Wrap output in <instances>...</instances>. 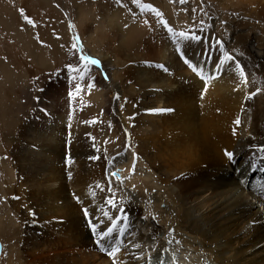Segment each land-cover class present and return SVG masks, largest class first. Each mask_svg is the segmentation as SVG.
Returning a JSON list of instances; mask_svg holds the SVG:
<instances>
[{
	"label": "bare ground",
	"instance_id": "obj_1",
	"mask_svg": "<svg viewBox=\"0 0 264 264\" xmlns=\"http://www.w3.org/2000/svg\"><path fill=\"white\" fill-rule=\"evenodd\" d=\"M155 1L161 2L158 7H169L171 15L176 10L184 13L186 17L181 15V19L198 17L197 4L191 0ZM213 1L223 14L210 17L211 26L203 33L201 28L184 32L191 37L196 31L194 36L199 39H184L178 35L181 30L164 22L159 25L161 44L148 40V49L156 52L154 57L139 50L124 56L122 51L131 48L138 28L146 24L130 22L127 13L120 22L122 2L110 3L108 50L115 57H126L125 62L158 60L168 66L165 70L151 62L148 67L130 66L138 75V90L125 87L111 66L110 76L100 79V105L107 107L115 125H119L113 106V97L119 92L116 82L130 95L125 112L134 113V125L125 126L130 132L123 144L134 152L121 148L106 161L89 144L91 137L75 134L78 127L67 126L68 134L59 127L60 133L55 135L61 121L45 137L38 135L37 124L26 129L32 141L50 145V157L45 156L50 164L43 175L46 189L33 186L42 190L37 199L34 196L37 209L47 219L60 207L71 217L68 227L47 233V258L41 264H264V199L260 197L264 196V183L255 186L247 174L255 163H264L260 151L264 147V0ZM192 13H196L194 17ZM229 13L237 17L236 22L228 18ZM102 42L99 37L98 43ZM2 72L9 73V68L2 65ZM202 94L204 100L199 99ZM55 100L52 108L57 111L63 101ZM209 104H220L221 110L216 108L219 114L213 112L214 106L208 109ZM67 149L73 160L70 181L63 161ZM226 153H232V159ZM97 155L99 161L93 160ZM104 169L112 177V195L99 185ZM56 186L60 197L53 198L56 190L41 196ZM113 197L117 207L108 203ZM84 209L93 216V225H99L93 243L88 229L81 228L89 215ZM65 211L60 213L63 217H67ZM105 212L114 219L127 216L126 231L122 235L113 232L102 241L106 249L119 247L114 257L96 243L98 233L112 223ZM30 238L32 245L44 244V240ZM37 262L26 259L27 264Z\"/></svg>",
	"mask_w": 264,
	"mask_h": 264
},
{
	"label": "rangeland",
	"instance_id": "obj_2",
	"mask_svg": "<svg viewBox=\"0 0 264 264\" xmlns=\"http://www.w3.org/2000/svg\"><path fill=\"white\" fill-rule=\"evenodd\" d=\"M120 1V22L124 19V13H127L131 14V19H127L130 22L139 26L146 24L138 28L131 48L122 51L124 56L127 53L136 54L139 50L140 54L154 57L156 52L154 48L148 49V40L161 44L159 25L167 24L182 32L201 28L203 33L205 28L211 26L210 17L223 14L222 8L213 0H191L197 4L195 10L198 17L193 20L184 17L181 19L180 16L185 15L179 10L171 15L167 11L169 7H158L157 4L161 2L155 0ZM111 2L114 0H0V224L3 225V231L0 230L3 244L1 264H27L26 259L37 260L40 264L45 262L47 233L56 234L61 228L68 227L69 223L70 213L65 209L57 208L54 217L47 219L35 205L34 196L37 199L42 190L33 186H41L45 190L48 183L43 175L44 167L47 168L50 164L45 158L50 157L47 150L50 145L42 140L32 141L28 136L31 135L30 132H26L27 128L31 129V126L37 124L38 135L45 137L48 132H53L51 130L60 121L61 125L54 129L55 135L60 133L59 127L63 134H68L66 128L76 126L78 128L75 134L84 133L91 137L93 142L89 141L92 142L89 144L98 154L101 152L106 161L117 156L121 148L122 151H135L123 144L125 135L130 132L125 126L134 125V113L129 115L125 112L126 106L131 104L128 103L130 95L124 94L121 85L116 82L120 93L113 97V106L119 117V125H115L107 107L100 105V79L110 76L111 66L113 72L116 71V76H121L125 87L138 90L139 85L135 86L138 75L132 73L130 66L148 67L147 62L163 70L168 66L158 60L125 62L126 57H115L108 50L110 38L107 27ZM143 5H151L152 8ZM156 10L162 15H157ZM195 14L192 13V16ZM230 17L237 21L233 13H229L228 18ZM239 29L244 28L240 26ZM167 32L165 28V34H171ZM195 33L196 31L192 34ZM99 37L103 40L101 44L98 43ZM74 44L76 47H73ZM226 54L229 55V52ZM81 56L92 57L99 63L92 64L82 60ZM2 65L9 68V73L2 72ZM100 66L102 68H96ZM203 96L200 95L199 99L204 100ZM57 97L63 102L56 111L52 107H55ZM250 97L251 95L249 100L253 101ZM213 106L209 104L208 109L213 107V112L219 114L216 108L219 106L217 109H220V104ZM51 124L53 126H49ZM69 151L67 149L63 157L68 181L71 180L69 175H73L72 152ZM58 158L56 162L60 165ZM93 160L99 161V156H94ZM57 172L59 173V169ZM101 179L99 185L106 186L107 191H111L110 172L104 169ZM58 189L59 186H56L41 196L45 197L56 190L57 195L53 198L57 199V196L60 197ZM78 198H74L77 203ZM62 211H65L67 217L60 214ZM88 214L82 227L79 226L83 230L88 229L93 243L91 225L94 219L89 212ZM31 236L33 241L44 240V244L32 245Z\"/></svg>",
	"mask_w": 264,
	"mask_h": 264
},
{
	"label": "snow or ice",
	"instance_id": "obj_3",
	"mask_svg": "<svg viewBox=\"0 0 264 264\" xmlns=\"http://www.w3.org/2000/svg\"><path fill=\"white\" fill-rule=\"evenodd\" d=\"M134 2H139V0H134ZM181 2H184V0H181ZM143 7H146V8H152L151 5H143ZM21 11H23V10H21ZM156 11H157V15H162L161 13L158 12V10H156ZM25 18L27 19V17H25ZM29 22L31 23L32 21H29ZM169 31H171V28L169 29ZM178 35H179L180 37H183L184 39H189V38H192V39H199V37L194 36V35H192V36L190 37L189 35H186L184 32H181V33H179ZM77 39H78V38H77ZM73 47H76V45L74 44ZM228 58L231 59V57H228ZM81 59H82V60H87V61H89V62L92 63V64H98V63H99L97 60H95V59L92 58V57L81 56ZM69 67H71V65H69ZM161 67H163V66L161 65ZM238 68H239V71H240L241 75L243 76V75H244V73H243V69L240 68L239 65H238ZM74 70H75V71H79V69H74ZM245 82H246V77H245ZM157 111H171V109H159V110H157ZM236 123L239 124L240 121L237 120ZM260 151H261V152H264V147H261V148H260ZM226 155L229 157V159H232V153H226ZM114 175H115V174H114ZM102 190H103V189H102ZM93 195H95V193H93ZM108 203L111 204L113 207H117V205L115 204V201H114V197H113V198H110V199L108 200ZM118 211H121V212H122L123 210L118 208ZM84 212H85V215L87 216V215H88V211H87V209H84ZM104 215L108 216L109 220H110L112 223H111V225H110L109 227H107L106 230L101 231V232L98 233V235L100 236V239H98V240L96 241V243H97L98 245L101 246V250H103V251H107V252H108V255L114 257L115 254L119 251V247L111 248V250L106 249V248L104 247V245L102 244V241L105 240V239H107L108 237H110V236L113 234V232H117V231H118L119 234L122 235V234L126 231V229H127V216H126V215H123V216H121V217H117V218L114 219V218H113L109 213H107V212H105ZM121 221H124V226H123V227L120 226V222H121ZM89 224H91V221H90V220H89ZM91 226H92V230H93V232L96 233V232H97V229H98V227H99V225L97 224V225H91ZM160 264H162V261L160 262Z\"/></svg>",
	"mask_w": 264,
	"mask_h": 264
},
{
	"label": "water",
	"instance_id": "obj_4",
	"mask_svg": "<svg viewBox=\"0 0 264 264\" xmlns=\"http://www.w3.org/2000/svg\"><path fill=\"white\" fill-rule=\"evenodd\" d=\"M114 174L116 173V172H113ZM118 174V173H117ZM1 246V245H0Z\"/></svg>",
	"mask_w": 264,
	"mask_h": 264
}]
</instances>
